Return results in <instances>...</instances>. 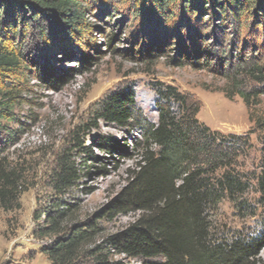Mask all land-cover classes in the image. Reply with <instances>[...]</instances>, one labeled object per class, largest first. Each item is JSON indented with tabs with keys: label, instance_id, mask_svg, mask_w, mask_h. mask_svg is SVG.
Masks as SVG:
<instances>
[{
	"label": "trees",
	"instance_id": "16d2710c",
	"mask_svg": "<svg viewBox=\"0 0 264 264\" xmlns=\"http://www.w3.org/2000/svg\"><path fill=\"white\" fill-rule=\"evenodd\" d=\"M106 1L131 8L136 18L147 17L148 28L124 50L127 57L142 62L158 59L163 49L158 42L169 40L176 29L187 30V41L195 48L192 55L195 64L202 53L214 57L213 45L206 44L205 35L201 34L204 28H187L195 19L203 24L201 14L219 22V27L228 25V29L241 30L251 20L264 26V0ZM103 2L0 0V119L13 117V108L21 105L25 78L31 73L47 75L50 85L56 82L49 65L51 57H45V53L51 55L56 47L53 46V50L50 47L63 38L88 31L90 24L86 14L90 5L102 6ZM232 47L234 50L217 60L216 67L230 84L229 90H223L227 98L233 100L239 96L250 110L256 105L255 99L264 95V61L246 63L236 43ZM183 51V47H179V59ZM81 59L83 69L91 66L89 56L83 55ZM235 59H238L237 64L233 62ZM181 63L178 60L177 64ZM249 83L258 86L248 88ZM158 92L157 123L143 119L136 110L133 96L124 92L107 96L97 115V119L130 128L140 135L131 149L137 160L131 182L101 216L111 220L134 213L136 218L98 245L95 242L101 229L96 219L74 227L68 236L55 241L49 249L51 261L78 264L84 256L93 264H125L112 260L109 252L106 253L114 250L115 255L142 264H264L260 258L264 250V116L249 112L250 120L261 132L263 157L260 173L249 177L237 168L240 159L253 149L251 132L225 135L213 131L198 120L201 104L194 97L171 86ZM3 131L4 128L0 129L2 201L13 194L7 187L14 184L11 181L14 173L7 174L3 167L2 156L10 139L5 138ZM102 145L108 151L115 149L110 138H102ZM76 147L85 158L96 161L90 148L83 147L81 142ZM91 168L96 169H78L70 159L62 157L54 189L59 194L65 193L82 177L91 176ZM96 171L106 172V168ZM252 187H256L259 195L257 209L246 199ZM226 200L240 213L249 211L256 216L258 209L261 210L262 218L254 231L233 236L216 233L213 218ZM63 205L57 204V211L48 214L47 234L57 233L60 221L71 211Z\"/></svg>",
	"mask_w": 264,
	"mask_h": 264
},
{
	"label": "rangeland",
	"instance_id": "374dc122",
	"mask_svg": "<svg viewBox=\"0 0 264 264\" xmlns=\"http://www.w3.org/2000/svg\"><path fill=\"white\" fill-rule=\"evenodd\" d=\"M104 1L102 6L90 5L86 14L88 31L63 38L50 47H56L51 55L45 53V57H51L49 65L56 82L50 85L47 75L31 73L22 87L21 105L12 110L13 119H0V129L4 128L5 138H10L2 156L4 171L14 173V184L7 187L13 194L0 200V264H53L49 249L74 227L96 219L101 229L95 242L98 245L136 218L134 213L111 220L107 216L101 218L131 182L137 161L131 149L140 138L130 128L97 119L102 102L110 94H131L140 116L152 124L158 121L159 90L171 86L194 97L201 104L198 120L211 130L225 135L251 132L253 149L240 159L237 169L249 177L261 171V132L250 120L249 112L264 116V95L255 99L256 105L250 110L239 96L228 99L223 90H229L230 84L216 65L220 57L234 50L233 43L244 62L264 61V26L251 20L241 30L228 29V25L219 27V22L201 14L203 24L195 19L187 28H204V33L199 31L205 35L206 44L213 45L214 57L202 53L195 64V48L187 41V30L176 29L169 40L158 42L163 47L158 59L142 62L130 59L124 50L148 28L147 17L136 18L131 8ZM181 46L184 51L179 59ZM83 55L91 58V66L85 65V69ZM233 62L237 64L238 59ZM254 86L258 85L248 84V88ZM104 137L111 139L114 150L103 147ZM76 140L90 148L96 161L85 158L76 147ZM62 157L70 159L78 169L106 168V172L91 168V176L82 177L76 186L59 194L54 183ZM258 198L256 187H252L246 199L255 209ZM62 203L71 211L60 221L57 233L47 234V216ZM250 213H240L224 201L213 218L216 233L233 236L254 231L261 221V210L256 216ZM108 252L114 261L142 264L115 255L114 250ZM260 258L264 262V250ZM78 264L93 263L83 256Z\"/></svg>",
	"mask_w": 264,
	"mask_h": 264
}]
</instances>
